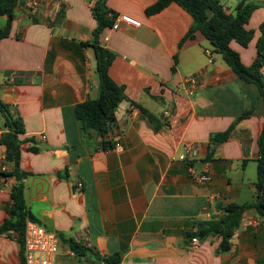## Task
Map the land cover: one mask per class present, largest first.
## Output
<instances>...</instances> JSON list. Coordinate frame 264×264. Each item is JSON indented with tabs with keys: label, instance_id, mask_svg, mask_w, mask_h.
<instances>
[{
	"label": "crops",
	"instance_id": "obj_1",
	"mask_svg": "<svg viewBox=\"0 0 264 264\" xmlns=\"http://www.w3.org/2000/svg\"><path fill=\"white\" fill-rule=\"evenodd\" d=\"M157 1H107L142 27L106 28L99 37L115 54L110 75L127 99L110 132L90 141L75 110L99 97L95 52L83 46L95 40L98 0H38L34 13L27 4L18 8L10 37L0 42V100L24 122L20 167L31 174L24 182L28 209L58 235L57 264H107L113 257L119 261L110 264H264V219L255 209L243 214L229 251L220 250L222 232L191 247L197 222L223 215L230 204L256 202L264 106L257 86L238 78L200 32L187 38L194 20L185 9L172 3L147 15ZM222 2L235 14L240 0ZM259 3L247 25L254 40L248 47L231 42L247 67L264 22ZM193 77L198 87L190 95L185 81ZM230 129L228 140L212 143ZM5 131L0 113V140ZM188 146L198 149L193 166L210 183H195L178 160ZM12 171L0 144V225L16 184ZM70 241L87 253L76 255ZM0 262L21 264L17 234L0 235Z\"/></svg>",
	"mask_w": 264,
	"mask_h": 264
},
{
	"label": "trees",
	"instance_id": "obj_2",
	"mask_svg": "<svg viewBox=\"0 0 264 264\" xmlns=\"http://www.w3.org/2000/svg\"><path fill=\"white\" fill-rule=\"evenodd\" d=\"M28 0H0V17H6V25L0 29V42L10 37L13 22L16 18L17 10L25 6ZM108 0H98L93 8L97 28L93 36L92 44L83 46L92 47L95 52L97 62V73L99 76V97L95 100L88 98L84 103L77 105L76 117L82 123L83 133L86 141L92 140L95 135H107L115 122V113L121 103L127 99L125 87L118 85L110 75L115 54L104 48L99 37L106 28H112L117 14L107 7ZM172 3H176L185 9L193 17V25L187 38L200 32L213 46L214 51L221 55L225 63L231 67L234 73L241 80L257 86L264 106V22L259 28L260 37L257 41V57L254 63L247 67L243 64L241 56L231 48V42L236 41L243 47H248L254 40L256 31L247 29L253 13L260 7L259 0H240L236 13H228L222 0H158L157 3L147 10V15L159 13ZM34 23L38 19L33 18ZM139 107L141 112L154 123L155 117L145 108ZM0 113L4 117L5 133L2 134L0 144L7 148V161L13 164V171L8 173L9 177L16 180V184L11 191V202L6 206L7 219L0 225V235L12 238L17 234V242L20 246L21 264H26L24 238L27 221L38 222L27 206L25 198V180L31 176L21 170V148L23 141L20 136L25 133V126L21 116L9 105L0 100ZM245 115L244 117H246ZM232 129L225 133L212 137L213 144H221L229 139ZM260 158L257 169V200L251 204H230L223 209V215L214 217L207 221H199L195 225L197 230L188 234L189 239L199 238L204 240L211 234L222 232L221 251L231 249L230 240L234 231L239 227L243 214L255 209L264 219V127L259 141ZM104 148L111 145L104 143ZM32 152H38L36 148H30ZM60 178L67 179L68 173L63 172ZM39 223V222H38ZM72 250L78 256H84L87 249L70 241ZM119 261V257L106 260L107 264Z\"/></svg>",
	"mask_w": 264,
	"mask_h": 264
},
{
	"label": "built area",
	"instance_id": "obj_3",
	"mask_svg": "<svg viewBox=\"0 0 264 264\" xmlns=\"http://www.w3.org/2000/svg\"><path fill=\"white\" fill-rule=\"evenodd\" d=\"M37 1L38 0L27 1V5L31 8L33 13L37 6ZM123 25L134 29H140L142 27L140 21L126 15H119L115 19L112 29L119 30ZM207 55L210 56V52L207 51ZM212 63V59H209V64ZM185 82L190 87V95H193L198 87V79L193 77L187 79ZM170 116V111L167 110L164 112V117L169 118ZM116 149L121 150L122 145L118 143ZM199 156L200 154L197 148L194 146H188L184 153L179 155L178 160L189 165V173L191 179L195 183L204 185L210 183L212 177L208 173L198 172L194 168L193 162L197 160ZM78 189H83V184L81 182L78 184ZM199 246V239L193 238L191 247L193 249H198ZM24 249L26 264H57V256L60 252V239L58 235L49 231L40 223L29 220L27 221L25 228ZM0 264L4 263L0 262Z\"/></svg>",
	"mask_w": 264,
	"mask_h": 264
},
{
	"label": "rangeland",
	"instance_id": "obj_4",
	"mask_svg": "<svg viewBox=\"0 0 264 264\" xmlns=\"http://www.w3.org/2000/svg\"><path fill=\"white\" fill-rule=\"evenodd\" d=\"M5 25V21L2 17H0V29H2Z\"/></svg>",
	"mask_w": 264,
	"mask_h": 264
}]
</instances>
